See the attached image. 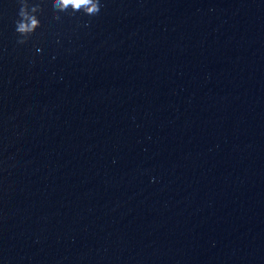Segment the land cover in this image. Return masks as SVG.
<instances>
[{"label": "water", "instance_id": "1", "mask_svg": "<svg viewBox=\"0 0 264 264\" xmlns=\"http://www.w3.org/2000/svg\"><path fill=\"white\" fill-rule=\"evenodd\" d=\"M0 264H264V0H0Z\"/></svg>", "mask_w": 264, "mask_h": 264}, {"label": "clouds", "instance_id": "2", "mask_svg": "<svg viewBox=\"0 0 264 264\" xmlns=\"http://www.w3.org/2000/svg\"><path fill=\"white\" fill-rule=\"evenodd\" d=\"M51 6L60 11H66L71 7L73 12L82 11L85 14H95L100 10L102 0H50ZM58 17V13L56 14ZM36 18L31 13L21 12L13 20L15 31L23 33L30 29Z\"/></svg>", "mask_w": 264, "mask_h": 264}]
</instances>
